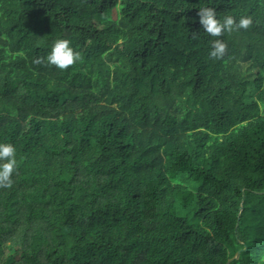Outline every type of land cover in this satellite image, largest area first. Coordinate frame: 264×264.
<instances>
[{
    "label": "trees",
    "instance_id": "trees-1",
    "mask_svg": "<svg viewBox=\"0 0 264 264\" xmlns=\"http://www.w3.org/2000/svg\"><path fill=\"white\" fill-rule=\"evenodd\" d=\"M0 142V264H264V0H0Z\"/></svg>",
    "mask_w": 264,
    "mask_h": 264
},
{
    "label": "clouds",
    "instance_id": "clouds-1",
    "mask_svg": "<svg viewBox=\"0 0 264 264\" xmlns=\"http://www.w3.org/2000/svg\"><path fill=\"white\" fill-rule=\"evenodd\" d=\"M199 23L204 32L212 37H219L222 32L231 31L234 28H246L250 19L241 17L235 20L232 16H225L223 19L217 18L216 11L211 7H200L198 9ZM226 44L220 39L211 41L209 55L220 58L224 55ZM49 65H54L59 69H65L75 61L81 59L80 53L75 51L68 39H55L44 57ZM34 62L39 63L37 58ZM15 147L10 142H0V184L10 185L11 175L16 167Z\"/></svg>",
    "mask_w": 264,
    "mask_h": 264
},
{
    "label": "water",
    "instance_id": "water-1",
    "mask_svg": "<svg viewBox=\"0 0 264 264\" xmlns=\"http://www.w3.org/2000/svg\"><path fill=\"white\" fill-rule=\"evenodd\" d=\"M247 248H244L243 250H240L237 254H235L228 262H227V264H230L232 261H234L235 259H239L240 258V256H241V254H242V252L244 251V250H246Z\"/></svg>",
    "mask_w": 264,
    "mask_h": 264
}]
</instances>
